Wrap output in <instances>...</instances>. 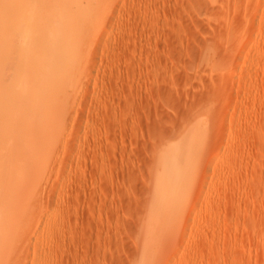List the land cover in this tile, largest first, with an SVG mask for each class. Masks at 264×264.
Returning <instances> with one entry per match:
<instances>
[{
  "label": "rangeland",
  "instance_id": "1",
  "mask_svg": "<svg viewBox=\"0 0 264 264\" xmlns=\"http://www.w3.org/2000/svg\"><path fill=\"white\" fill-rule=\"evenodd\" d=\"M37 5L0 0L2 264H264V0H66L22 85Z\"/></svg>",
  "mask_w": 264,
  "mask_h": 264
},
{
  "label": "bare ground",
  "instance_id": "2",
  "mask_svg": "<svg viewBox=\"0 0 264 264\" xmlns=\"http://www.w3.org/2000/svg\"><path fill=\"white\" fill-rule=\"evenodd\" d=\"M37 1V2H36ZM51 2L50 3H47V2H45L44 0H35V3H38V8H36L37 10L35 11L34 9H30V11L27 9V12H28V16H29V18L26 16V18L25 19H23V21L18 25V24H16L18 27L16 28V29H13L12 28V30H15V33H20V34H22V33H27V32H30V31H33V30H35L36 32H37V37L38 38H36V39H34L33 38V41H34V44H32V45H28V43L27 42H29V41H31L32 39L30 38V36H28V35H25V34H23V35H25V36H27V37H29L30 38V40L27 38V39H25V43L23 44H17V47H16V52H17V54H16V56H17V65H16V67H17V69H16V71H19V74L18 75H22V81H21V84L23 85V83L26 81V79L28 78V76H29V73H27V69H28V67H29V65H33V67L34 66H36V68L34 67L33 68V70H34V72L35 73H37V75H35V76H38V74L40 73V74H42V73H44V72H41L42 70H44L45 68H47L46 70H48L49 69V71H51L50 70V68L53 70V68L55 69V67L58 65H56L53 61H54V59L53 58H55V57H52V56H49L47 53L48 52H46V47H43L44 46V44H43V42L45 43L46 42V39L44 40V39H40L42 36L41 35H43V34H45V31H46V33L47 32H49L50 31V33H51V38L49 39V40H47V43L46 44H50L51 43V41L53 42V40H55V42L56 41H58L57 40V37H60L59 36V30L62 28H60V25H57V24H55V22H56V12L58 13V12H60V11H62V10H60L61 9V7L64 5V3L66 2V0H50ZM68 2V1H67ZM23 3V2H22ZM36 6V7H37ZM40 6V7H39ZM64 7V6H63ZM39 8H40V10H39ZM40 12H42V13H40ZM24 14L25 15H27L26 14V12H24ZM23 14V15H24ZM22 16V15H21ZM30 16H31V18H30ZM45 17H47L48 19H49V17H51V18H53V19H49V20H51L52 22H49L48 23V26L46 25L47 23H43V19L45 18ZM62 18H64V16H61ZM61 17H60V19H61ZM65 17H67V16H65ZM21 19V18H20ZM59 19V18H58ZM43 20V21H42ZM45 20L46 21H49V20H47L46 18H45ZM62 20V19H61ZM21 21V20H20ZM65 21V20H64ZM51 24V25H50ZM65 24V23H64ZM62 30V29H61ZM63 32V31H62ZM34 34V33H33ZM64 35V34H63ZM42 38H44V36L42 37ZM38 39V40H37ZM41 42H40V41ZM36 41V42H35ZM39 41V42H38ZM31 43V42H30ZM58 45V44H57ZM56 45V46H57ZM30 46V47H29ZM47 46V45H46ZM49 46V45H48ZM48 48V47H47ZM55 49V48H54ZM48 51V50H47ZM60 55V54H59ZM57 58V57H56ZM59 58H61V57H59ZM58 58V59H59ZM57 60V59H56ZM61 60V59H60ZM62 62V61H61ZM57 63V62H56ZM59 63H60V61H59ZM64 65H65V62H64ZM61 66H63V65H61ZM57 68V67H56ZM59 68V67H58ZM60 69V68H59ZM62 69H63V67H62ZM55 71H56V69H55ZM29 72V71H28ZM31 72V71H30ZM54 72V71H53ZM35 73H32L31 72V74H35ZM27 74V75H26ZM49 74V73H48ZM51 74V73H50ZM49 74V75H50ZM53 74H55V73H53ZM35 76H34V78H35ZM40 76V80L41 81H43L42 79H41V75H39ZM47 76V75H46ZM50 77H51V75H50ZM34 78H32V82H34L33 80H34ZM47 78H48V76H47ZM47 78H45V80L47 79ZM54 78V77H53ZM38 78L37 79H35L36 81L34 82V83H32V84H35V83H38L36 86H37V90L38 89H40V85H41V83H39L38 81H40ZM54 80V79H53ZM28 82V81H27ZM28 83H30V82H28ZM31 84V85H32ZM40 84V85H39ZM52 84V83H51ZM54 84H55V82H54ZM61 84V83H60ZM14 85H16V84H14ZM25 85V87H24V89L22 88V90L23 91H20L18 94H19V96H22V97H20V98H18V99H16L17 101V104H18V106H19V104H20V107L22 108V107H24L25 105H26V103H29L28 102V100H26V94L24 93L27 89H29V88H31V87H29V88H26L27 86H26V83L24 84ZM30 85V86H31ZM42 85H44V84H42ZM5 86V85H4ZM13 86V85H12ZM35 86V87H36ZM61 85H59V87H60ZM33 87V86H32ZM35 87H33V89L35 88ZM56 87V86H55ZM59 87L57 86V88L59 89ZM25 88H26V90H25ZM44 87H42V89H43ZM0 89H1V87H0ZM21 90V88H18L17 90ZM32 89V88H31ZM32 89V90H33ZM7 90V89H6ZM34 90H36V89H34ZM1 91V90H0ZM3 92H4V90H2ZM14 91H16V90H14ZM40 93H41V91H43V90H38ZM55 91V90H54ZM9 92V91H8ZM17 92V91H16ZM32 92V91H31ZM35 92V91H34ZM38 92V93H39ZM0 93H2V92H0ZM33 93V92H32ZM39 93V94H40ZM36 94V93H35ZM2 95H3V93H2ZM1 94H0V98H2L3 96H2ZM8 93L4 96L5 98H7L8 97ZM11 95V94H10ZM9 95V96H10ZM32 95V94H31ZM34 95V94H33ZM37 95V94H36ZM14 96V95H13ZM18 96V95H17ZM18 96V97H19ZM28 96H30V94L28 95ZM39 96V95H38ZM38 96H37V98H38ZM25 97V98H24ZM10 98V97H9ZM9 98H7L8 100H9ZM21 98H24V100L26 101H24V102H20L19 101V99H21ZM31 98V100H30V102H32V98L34 99V96H30L29 98H27V99H30ZM11 99V98H10ZM40 99H41V97H40ZM1 101V100H0ZM34 101H37L36 100V98H35V100H33V102ZM19 102V103H18ZM32 102V103H33ZM13 103V102H12ZM11 103V104H12ZM14 104V103H13ZM34 104H35V106H34ZM34 104H31V105H33L34 107H36V106H39L38 105V102H37V105H36V103H34ZM39 104H40V102H39ZM31 105H29V107H28V110L26 111L24 108H20L21 110H24V113H23V115H21V117H23L22 119H23V122L21 121L22 119H20L18 122L20 123V124H22V125H24V122L26 121V120H28L29 119V117H31L32 118V116H33V113H32V115L31 116H29V115H27L28 114V111H30V113H31V111L33 110V108L31 109V107H33V106H31ZM6 106V108H4L3 107V110H7L8 108H7V104L5 105ZM10 106V105H9ZM9 108H12V106L11 107H9ZM17 108V109H16ZM37 108V107H36ZM35 108V109H36ZM14 109H16L17 110V112H18V107H14ZM13 109V111H14V114H15V110ZM12 111V110H11ZM2 113L4 112V113H7V112H5V111H1ZM23 112V111H22ZM34 112V114H36L35 112V110L33 111ZM9 113H10V111H9ZM19 113V112H18ZM3 115V114H2ZM2 115H1V117H2ZM26 115H27V117L28 118H26ZM4 116V115H3ZM11 116H12V114H11ZM35 116V115H34ZM10 117V116H9ZM8 117V115H7V117H5V119L7 118H9ZM4 118V117H3ZM2 118V119H3ZM26 118V119H25ZM34 118V117H33ZM16 120H17V118H15ZM25 119V120H24ZM0 120H1V118H0ZM4 120V119H3ZM21 121V122H20ZM29 121L31 122V121H34V119L32 120V119H29ZM17 122V121H16ZM27 123H28V121H26ZM34 122H36V121H34ZM0 123H1V125H2V123H4L3 121H0ZM6 123V122H5ZM4 123V124H5ZM33 123V122H32ZM32 123H30V125L31 126H28V127H26V129H30V130H28V134L30 135H25L24 137H26V138H28V136L29 137H31V135H32V132L31 131H33V129L32 128H30V127H34V126H37V125H35L34 123L32 124ZM19 124V125H20ZM21 125V126H22ZM32 125H34V126H32ZM7 126V125H6ZM18 126V123L16 124V126L15 127H17ZM20 126V127H21ZM19 127V126H18ZM7 128H8V126H7ZM6 128V129H7ZM38 128V127H37ZM16 129V128H15ZM32 129V130H31ZM9 130V129H8ZM39 130V129H38ZM5 131H7V130H5ZM26 131V130H25ZM30 131V132H29ZM9 132V131H8ZM11 132V131H10ZM18 132V131H17ZM16 132V133H17ZM19 132H22L21 130H19ZM19 132L17 133L18 135H16V137L17 138H20V137H22V134L20 133V135H19ZM27 132V131H26ZM2 133H4V132H2ZM15 133V134H16ZM5 134V133H4ZM15 134H14V138L13 139H15L16 137H15ZM39 134V133H38ZM20 136V137H19ZM34 136V135H33ZM32 136V138H29L31 141L33 140V137ZM10 135L8 136V143H9V146H13L14 147V145L16 144L17 145V141L16 142H14V145L13 144H11L10 145V141L12 140V139H10ZM13 137V136H12ZM11 137V138H12ZM23 137V138H24ZM2 139H4V137L2 138V136H1V139H0V141H3V142H0L2 145H4L5 143H4V141L5 140H2ZM5 139H6V137H5ZM6 139V140H7ZM21 140H23V139H21ZM20 140V141H21ZM25 141H26V139H24ZM23 140V141H24ZM29 140V141H30ZM23 141H21L20 143L23 145L24 144V142ZM28 141V143L30 144L31 142H29ZM18 142H19V140H18ZM23 142V143H22ZM20 143H18V144H20ZM26 143V142H25ZM20 146V145H19ZM18 146V147H19ZM31 146V145H30ZM36 146V145H35ZM3 147V146H2ZM12 147V148H13ZM11 148V147H10ZM12 148L10 149V152H9V147L7 148V150H8V152L6 153L7 154V162H8V164H9V155H8V153H11L12 151H13V153L15 152L14 150H12ZM21 148H23V147H21ZM29 148V147H28ZM31 148H32V146H31ZM4 149V148H3ZM33 149V148H32ZM0 150H1V147H0ZM12 150V151H11ZM15 150H17V147H16V149ZM29 151V150H28ZM18 152V151H17ZM24 152V151H23ZM26 153V152H25ZM16 153H14V155H15ZM37 154V153H36ZM23 155H25V154H23ZM20 157H22V155H20ZM3 158V157H2ZM13 162H11L10 161V164H14V160L13 159H11ZM7 162H6V165H8L7 164ZM3 163V162H2ZM2 163H0V164H2ZM21 163V162H20ZM9 164V165H10ZM12 165H10V166H12ZM15 165H16V161H15ZM4 166H5V163H4ZM10 166L8 167V168H10ZM6 168V167H5ZM1 169H3V166H2V168ZM17 169V168H16ZM19 169H21L20 170V172L22 173V168H20L19 167ZM25 169V168H24ZM9 170V169H8ZM7 170V171H8ZM12 170V169H11ZM6 170H4V173L3 174H5V173H9V172H7ZM25 171V170H24ZM16 173L18 174V171H16ZM37 173V172H36ZM16 174V178L17 179H15V181H13V182H16L20 177L18 176ZM9 175V174H8ZM10 175H12L13 176V174H10ZM10 175H9V177H10ZM22 175H23V173H22ZM21 175V176H22ZM1 177H3V176H1ZM0 177V178H1ZM27 177V176H26ZM9 179V178H8ZM28 179V178H27ZM6 181V180H5ZM18 182V181H17ZM17 184V183H16ZM20 186V185H19ZM25 188V187H24ZM23 189V188H22ZM6 191V190H5ZM2 199H4V198H2ZM4 200H6V199H4ZM3 200V203L5 204L6 202ZM7 201V200H6ZM13 202H11V204L10 205H8L7 204V208L6 209H9L8 208V206L11 208V205H14V206H16L14 203L12 204ZM4 204H3V206H2V203H1V205H0V207H2V210H3V207H4ZM5 209V208H4ZM14 211L16 212V214H17V211L14 209ZM14 211H13V214H14ZM18 211H20V209L18 210ZM7 212V211H6ZM5 213V212H4ZM12 213V212H11ZM15 214V215H16ZM26 214V213H25ZM1 215V214H0ZM7 215H8V212H7ZM7 215H5V216H7ZM12 215V214H11ZM2 216H4L3 214H2ZM13 216L14 215H12V216H10V220H11V217L13 218ZM23 216H25L24 214L22 215V217ZM2 219V218H1ZM4 219L6 220V218L4 217ZM21 219H23V218H21ZM5 220H3L4 222H5ZM2 221V220H1ZM9 221V220H8ZM14 221V220H13ZM19 221V220H18ZM24 222V221H23ZM10 223V221L8 222V224ZM17 223V222H16ZM15 223V224H16ZM18 223H20V221L18 222ZM4 224V225H3ZM17 225V224H16ZM2 226H6L5 228H7V225L5 224V223H2ZM1 227V226H0ZM11 227H15V226H11ZM4 229V228H3ZM1 230H2V228H1ZM4 230H7V229H4ZM11 230V229H10ZM17 230H19L18 228H15V231L16 232H18ZM3 231V230H2ZM1 231V232H2ZM15 231H13V228H12V230L11 231H9V232H14V235H16L15 237H17V235H19V233L21 234L22 233V231H23V233H24V231L25 230H20L21 232H19L18 234L16 233L15 234ZM8 233V232H7ZM9 234V233H8ZM3 235H4V233H3ZM2 235V236H3ZM10 235V234H9ZM12 235H13V233H12ZM1 235H0V237H2ZM5 236H6V232H5V235L3 236V238H5ZM8 236V235H7ZM11 236V235H10ZM10 239V238H9ZM16 240H17V238H16ZM5 241V240H4ZM4 241H2L3 242V244H5L6 242H8L9 240H7L5 243H4ZM2 242H1V244H2ZM0 244V246L2 247V245ZM6 247V248H5ZM5 250L7 249V246H6V244H5ZM4 248L2 249L3 251H4ZM1 249V248H0ZM1 253H2V251H1ZM0 253V254H1ZM5 253H6V251H4V255H5ZM7 254V253H6ZM2 255V254H1ZM4 255H2V258H3V256ZM19 255V254H18ZM4 259L6 260V256H4ZM4 259H1L0 260V263L2 264L3 263V261L2 260H4Z\"/></svg>",
  "mask_w": 264,
  "mask_h": 264
}]
</instances>
